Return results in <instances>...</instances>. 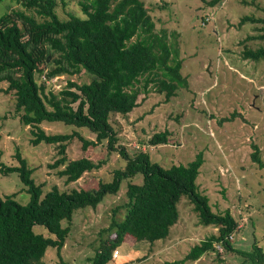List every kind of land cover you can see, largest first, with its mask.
Listing matches in <instances>:
<instances>
[{
    "label": "trees",
    "instance_id": "obj_1",
    "mask_svg": "<svg viewBox=\"0 0 264 264\" xmlns=\"http://www.w3.org/2000/svg\"><path fill=\"white\" fill-rule=\"evenodd\" d=\"M214 6L223 0H202ZM84 17L57 14L56 0H0V91L14 99V110L23 125H28L33 146L56 145L58 158L49 166L63 167L58 171L67 183L74 182L84 172L101 166L87 157L68 159L66 148L74 138L82 149L106 141L108 151H117L126 163L113 171L109 182H98L91 189L60 190L52 186L44 191L32 176L33 169L17 152V165L0 161V174L16 173L29 195L25 203L16 200L15 193L0 195V264H43L48 247L57 250L59 264H65L60 250L69 233V225L79 208H95L107 194H116L122 180H127L122 206L124 215L116 218L118 206L112 210L107 227L100 230L91 264H108L113 251L127 238L150 244L165 239L170 227L178 220L177 203L186 195L198 215L199 222L217 230L194 244L180 261H194L215 251L219 243L226 251L233 250L231 240L237 231V221L229 210L213 212L208 197L196 183L203 162L202 152L186 164L163 167L153 162L146 151L129 154L118 144L110 122L112 114L127 115L138 105L140 87L148 92L152 85L169 101L180 88H188L182 75V59L175 31L156 27L144 0H78ZM17 4L13 7L12 4ZM2 5V6H1ZM261 23L260 34L247 39L264 41V17L243 16L240 24ZM242 58L264 62V44L254 48L246 45ZM48 56L49 59H48ZM90 75L89 82L67 79L60 90L47 83L55 76ZM62 122L76 128H86L94 140L78 131L47 133L40 124ZM167 129L152 134L150 145L165 144ZM1 138V135H0ZM252 159L264 166L259 148L253 145ZM140 175V182H134ZM43 227L47 234L36 231ZM245 254L249 263L264 264V251L253 246Z\"/></svg>",
    "mask_w": 264,
    "mask_h": 264
},
{
    "label": "rangeland",
    "instance_id": "obj_2",
    "mask_svg": "<svg viewBox=\"0 0 264 264\" xmlns=\"http://www.w3.org/2000/svg\"><path fill=\"white\" fill-rule=\"evenodd\" d=\"M209 1V0H207ZM57 14L84 17L78 0H56ZM158 29L175 31L178 37L170 38L180 48L181 73L188 79V88H180L165 101L164 94L149 85L148 92L140 87L138 105L127 115L112 114L110 122L118 137V144L129 154L135 150L148 152L153 162L163 167L186 164L202 152V165L196 183L201 193L208 197L213 212L229 210L237 221L233 234V250L226 251L215 244V251L203 254L194 261L174 264H251L245 254L255 247L264 251V166L252 159L253 145L259 148V158L264 164V62L242 58V50L264 41L247 36H257L261 23L246 21L243 16L264 17V0H223L208 6L202 0H144ZM2 6V5H1ZM16 7L17 4H12ZM77 83L89 82L90 75L55 76L49 82L56 92L66 85L67 79ZM5 88L6 84H0ZM40 127L47 133L78 131L83 137L94 140L95 135L86 128H76L62 122L44 121ZM167 129L170 132L165 144L150 145L152 134ZM31 128L23 125L14 110V99L0 91V161L17 165L16 153L27 160L33 169V178L48 191L52 186L60 190L72 188L91 189L98 182H109L113 171L123 168L126 161L117 151H108L106 141L82 149L81 141L74 137L67 145L68 159L87 157L101 166L84 172L74 182L67 183L52 168L57 158L56 145L33 146ZM136 175L134 182H140ZM127 180H122L116 194H107L95 207L79 208L69 225V233L60 250L65 264H91L100 230L107 227L112 210L118 206L116 218L124 215L122 207ZM23 184L16 173L0 174V195L15 193L16 200L25 203L29 195L22 191ZM178 220L165 239L150 244L127 238L114 251L117 258L108 264H164L180 261L189 249L216 232L214 226L199 222L198 215L186 195L178 203ZM36 231L47 234L43 227ZM113 251V252H114ZM113 254V253H112ZM43 264H59L56 248L48 247Z\"/></svg>",
    "mask_w": 264,
    "mask_h": 264
},
{
    "label": "built area",
    "instance_id": "obj_3",
    "mask_svg": "<svg viewBox=\"0 0 264 264\" xmlns=\"http://www.w3.org/2000/svg\"><path fill=\"white\" fill-rule=\"evenodd\" d=\"M112 256H113V259H116L117 258V251H114Z\"/></svg>",
    "mask_w": 264,
    "mask_h": 264
},
{
    "label": "water",
    "instance_id": "obj_4",
    "mask_svg": "<svg viewBox=\"0 0 264 264\" xmlns=\"http://www.w3.org/2000/svg\"><path fill=\"white\" fill-rule=\"evenodd\" d=\"M50 56H48V59H49Z\"/></svg>",
    "mask_w": 264,
    "mask_h": 264
}]
</instances>
